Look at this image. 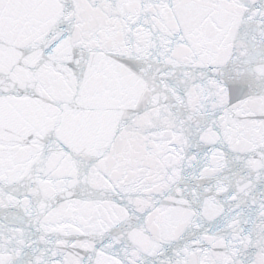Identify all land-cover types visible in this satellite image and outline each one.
I'll return each instance as SVG.
<instances>
[{"label": "water", "instance_id": "95a60500", "mask_svg": "<svg viewBox=\"0 0 264 264\" xmlns=\"http://www.w3.org/2000/svg\"><path fill=\"white\" fill-rule=\"evenodd\" d=\"M0 264H264V0H148L1 135Z\"/></svg>", "mask_w": 264, "mask_h": 264}]
</instances>
